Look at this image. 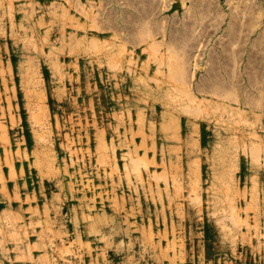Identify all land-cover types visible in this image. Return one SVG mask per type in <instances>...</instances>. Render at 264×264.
Masks as SVG:
<instances>
[{"label": "rangeland", "instance_id": "obj_1", "mask_svg": "<svg viewBox=\"0 0 264 264\" xmlns=\"http://www.w3.org/2000/svg\"><path fill=\"white\" fill-rule=\"evenodd\" d=\"M0 264H264V0H0Z\"/></svg>", "mask_w": 264, "mask_h": 264}, {"label": "bare ground", "instance_id": "obj_2", "mask_svg": "<svg viewBox=\"0 0 264 264\" xmlns=\"http://www.w3.org/2000/svg\"><path fill=\"white\" fill-rule=\"evenodd\" d=\"M147 37H149V36H147ZM136 38V37H135ZM143 39V38H142ZM93 40V39H92ZM129 41V40H128ZM157 42V41H156ZM92 44V43H91ZM151 46V45H150ZM169 49V48H168ZM116 56V55H115ZM111 58V57H110ZM163 59V58H162ZM118 64V63H117ZM168 65V64H167Z\"/></svg>", "mask_w": 264, "mask_h": 264}]
</instances>
